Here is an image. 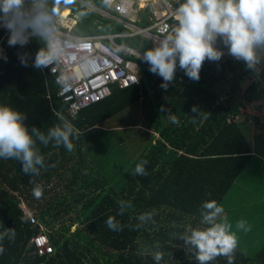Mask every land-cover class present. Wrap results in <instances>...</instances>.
<instances>
[{
    "label": "trees",
    "instance_id": "1",
    "mask_svg": "<svg viewBox=\"0 0 264 264\" xmlns=\"http://www.w3.org/2000/svg\"><path fill=\"white\" fill-rule=\"evenodd\" d=\"M82 1L107 8L101 0ZM70 10L79 16L71 30L75 36L129 32L77 1ZM152 10L150 4L138 10L135 24L150 25ZM171 23H176L174 18ZM7 39L8 33L0 29V105L24 113L30 131L37 127L45 133L59 122L54 112H61L81 135L73 139L71 152L63 146L44 147L37 142L45 156L39 176L25 175L18 160L0 158V233L12 228L16 233L14 239L0 241L4 248L0 264H156L150 254H138L142 246L163 251L160 264H198L180 235L190 228L206 227L201 224L200 205L206 200L226 205L235 181L251 162L264 161L254 154L256 143L242 128L254 129L260 123L258 118L249 117L254 123L246 116L241 122L234 120L239 113L235 100H242L241 81L255 72L233 57L206 60L199 81L189 79L177 68L174 82L164 91L160 87L162 78L150 73L142 59L134 58L139 68L136 84L113 88L108 98L73 116L69 104L59 95L54 75L48 69L22 67L17 57L19 46L9 47ZM117 41L142 54L153 46L141 35ZM41 46L33 40L24 50L34 57ZM217 47L225 48L222 42ZM242 98L248 103L264 100V66ZM194 106L199 107L200 114L192 113ZM130 108H137L135 115L143 123L140 128L144 134L136 133L131 140L130 145L137 146L134 155L128 157L106 148L110 136L117 134L106 125L130 116ZM169 113L177 116L178 124L169 119ZM143 161L148 162L147 175H136L135 166ZM36 184L43 188L40 198L33 193ZM22 200L45 226L71 215L78 228L72 236L46 229L53 249L38 255L31 245L38 227L21 209ZM119 201L131 202L123 215H118ZM144 213H153L152 219L137 228L141 224L138 217ZM109 216L116 217L122 231L107 227L104 221ZM157 243L159 249L154 247ZM210 264H227V259L220 256ZM233 264H264V246L250 255L237 247Z\"/></svg>",
    "mask_w": 264,
    "mask_h": 264
},
{
    "label": "clouds",
    "instance_id": "2",
    "mask_svg": "<svg viewBox=\"0 0 264 264\" xmlns=\"http://www.w3.org/2000/svg\"><path fill=\"white\" fill-rule=\"evenodd\" d=\"M76 0H0V27L8 33L7 45L19 46L17 57L22 67L37 70L61 65L67 61L70 70L62 71L56 82L62 87L70 86L72 81L87 77L99 69L100 57L94 54L93 45L81 36L66 34L62 30L63 13L70 10ZM105 7H111L113 0H101ZM175 25L158 43L145 50L140 57L149 65V72L162 78L161 89L167 91L174 82L177 68L193 81L200 80L201 69L206 60L220 61L225 55L217 47L223 44L228 55L243 61L247 69L258 73L264 65V0H182L174 10ZM37 40L42 46L34 57L24 49ZM116 51H119L117 49ZM7 61V56L2 57ZM52 69V68H51ZM52 73L55 72L52 70ZM192 113H199L198 106ZM59 121L47 132L37 127L31 131L25 125L26 115L7 105H0V158L15 159L22 164L25 175L39 176L45 167V156L41 154L37 142L53 148L63 146L67 151L74 149L73 139L81 133L61 112L55 111ZM169 119L178 124L175 114ZM147 161L136 164L134 173L145 176ZM32 181H30L31 183ZM34 196L40 198L43 188L36 184ZM118 215H123L131 202L119 201ZM201 224L204 228H190L180 235L189 252H194L198 264H210L223 256L227 264H233L238 238L228 218L223 215L224 208L216 200H206L199 208ZM153 213L138 217L139 228L152 219ZM104 223L119 232L123 226L115 216H109ZM237 230H249L246 221L236 224ZM15 230L5 229L0 233V241L5 237L15 238ZM160 248L157 243L154 246ZM4 248L0 247V254ZM139 255L150 254L156 264L164 259L163 251H150L148 246L138 250Z\"/></svg>",
    "mask_w": 264,
    "mask_h": 264
},
{
    "label": "built area",
    "instance_id": "3",
    "mask_svg": "<svg viewBox=\"0 0 264 264\" xmlns=\"http://www.w3.org/2000/svg\"><path fill=\"white\" fill-rule=\"evenodd\" d=\"M76 1L85 6L82 2ZM159 8L152 10V19H150L152 23L150 25L139 27L135 24L138 10H140L138 1L113 0V7L110 11H99V13L107 19L122 25L129 32L81 36L93 45L94 54L100 57L99 69L87 77L72 81L68 87H62L61 84L56 82V77L62 71L70 70L71 65L64 61L61 65H52V69L48 68V71L54 75L55 83L60 87L59 95L69 104V110L73 116L78 115L81 110L89 105L108 98L113 88L126 89L139 81V68L134 58H140L142 53L117 40L141 35L151 40L153 45L158 43L175 25L171 23V19L174 18L173 13L176 7L169 0H163V5L161 4ZM0 29L3 28L0 27ZM62 30L66 34H72L71 30ZM117 49L119 51H116ZM220 49L224 51V56L231 57L228 55L227 49ZM52 70L55 74L52 73ZM20 207L31 224L38 227V232L31 238V245L35 248L37 254L51 253L53 247L49 241L45 225L36 217L34 211L24 204Z\"/></svg>",
    "mask_w": 264,
    "mask_h": 264
},
{
    "label": "rangeland",
    "instance_id": "4",
    "mask_svg": "<svg viewBox=\"0 0 264 264\" xmlns=\"http://www.w3.org/2000/svg\"><path fill=\"white\" fill-rule=\"evenodd\" d=\"M78 1L85 4V7L88 10H91L101 17L104 16H102L99 11H110L113 7V2L111 7L101 9L82 0ZM169 1L174 7H176V4L181 0ZM145 4H150L152 9H160L159 6L161 4L163 5V0H145L143 5L139 8L142 9ZM78 20L79 16L70 10V14L63 15V29L72 30L74 26H76V22ZM225 58H227V56L222 57V59ZM257 74L258 73L256 72L254 74L248 73V76L243 78L241 81L240 96L242 100H235L234 104L238 106L239 111L238 115L234 118L235 121L241 122V118L246 116L249 122L254 123V120L249 117L255 116L258 118L257 120L264 125V100L248 103L242 98V96L246 93L249 84L255 81ZM136 109L137 108H130L128 110L131 113L130 116H126L124 119L117 118L107 123L106 126L117 131V134L111 135L108 139L107 149L110 148V150L112 149L114 152L121 154L125 153L128 157L134 155L137 145L132 146L130 145V142L133 138H135L136 133H139L140 135L144 134L143 130L140 128L143 123L135 115ZM246 118H243L242 120L246 121ZM244 127L245 126H242L247 138L251 140L252 143H256V154L264 159V128H258L255 130L252 128L251 130V126ZM102 129L105 131L106 127ZM261 133L262 135H260ZM153 136L157 139L158 135L154 134ZM136 143L139 145L140 141ZM259 162L261 165H259ZM259 162H256V160L251 162V164L247 167V170L241 175L240 179L235 181L229 195L226 197V205L221 204L224 208L223 215L228 218V221L233 226L232 230L236 232L238 238V248L249 255L255 253L258 249L264 246V161L259 160ZM22 204L28 207L27 202L23 200L21 202V205ZM241 219L246 221L249 230L245 231L236 229V224ZM73 220L74 218L71 215H67L60 220H55L50 223V225L46 223L47 227H45L49 232L55 233L63 231L69 236H72L78 228V223H73ZM69 225L71 226L69 227Z\"/></svg>",
    "mask_w": 264,
    "mask_h": 264
},
{
    "label": "crops",
    "instance_id": "5",
    "mask_svg": "<svg viewBox=\"0 0 264 264\" xmlns=\"http://www.w3.org/2000/svg\"><path fill=\"white\" fill-rule=\"evenodd\" d=\"M170 2V1H169ZM139 3V2H138ZM171 3V2H170ZM146 5V4H145ZM177 6V5H176ZM155 9H158V8H155ZM222 49H226V48H222ZM258 128H260V129H263L264 128V125L263 124H261V123H258V124H256V125H254V129H258ZM262 134V133H261ZM254 154H256V152H254ZM256 156H257V154H256Z\"/></svg>",
    "mask_w": 264,
    "mask_h": 264
},
{
    "label": "bare ground",
    "instance_id": "6",
    "mask_svg": "<svg viewBox=\"0 0 264 264\" xmlns=\"http://www.w3.org/2000/svg\"><path fill=\"white\" fill-rule=\"evenodd\" d=\"M139 3H138V6L139 7H141L142 5H143V2L145 1V0H137Z\"/></svg>",
    "mask_w": 264,
    "mask_h": 264
}]
</instances>
